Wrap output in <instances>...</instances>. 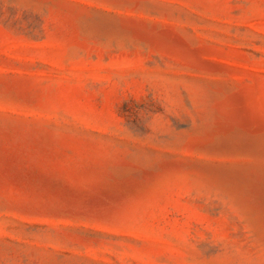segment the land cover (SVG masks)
I'll return each instance as SVG.
<instances>
[{
    "label": "rangeland",
    "instance_id": "374dc122",
    "mask_svg": "<svg viewBox=\"0 0 264 264\" xmlns=\"http://www.w3.org/2000/svg\"><path fill=\"white\" fill-rule=\"evenodd\" d=\"M0 264H264V0H0Z\"/></svg>",
    "mask_w": 264,
    "mask_h": 264
}]
</instances>
